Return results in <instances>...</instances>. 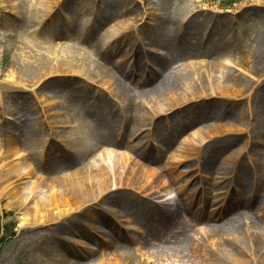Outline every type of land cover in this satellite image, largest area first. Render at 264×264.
Wrapping results in <instances>:
<instances>
[{"label":"rangeland","instance_id":"374dc122","mask_svg":"<svg viewBox=\"0 0 264 264\" xmlns=\"http://www.w3.org/2000/svg\"><path fill=\"white\" fill-rule=\"evenodd\" d=\"M64 1L68 6L64 7L65 11L70 9L73 1L83 5V10L77 11L73 19L76 23L63 10L60 12L56 8L45 19L50 16L53 20L58 18L57 22L62 25L70 20L72 38L78 35V23L82 18L92 23L85 34V41L82 38L75 41L77 49H93L92 57L97 58L93 73L95 80L58 65L46 74L43 83L32 85L27 80L18 81L20 74L15 64L14 80H11L7 71L11 69L13 55L20 50L15 37L20 28L14 23L15 14L11 5L15 3L20 12L25 8L18 0H10L6 7L0 5V23L5 21L10 24L8 30L0 24V151L6 150L7 145L15 141L23 152L22 160L31 165L30 178L19 179L14 184L34 179L45 182L47 186H55L50 184L53 179L62 173L81 170L87 164L93 173L97 168L105 169L101 178H104L107 188L96 199L66 194L77 199L81 206L68 220L65 218L68 227L59 229L61 234L78 237L91 244L99 240L100 247L92 249L94 258L102 252L106 261L117 260L108 240L113 236L110 235L111 228L118 227L121 233L131 238L130 244L134 247L127 250L122 246L119 252H130L140 264H153L145 258L148 252L160 254L159 261L154 264H161L165 251L172 252L170 249L160 251L155 248V242L178 244V250L186 253L187 243L180 242L183 239L180 231L187 232L193 241L200 233L195 242L211 251L214 247L219 248L227 259L224 264H264V186L253 185L254 178L257 180L261 176L253 166L259 160L256 150L260 148L264 152V137H259L264 123V46L260 54L256 53V45L264 43V0H193L201 16L236 17L230 36L243 51L235 52L236 58L230 62L191 60L176 67L170 74L158 72L152 46L136 44V38L143 37L138 23L147 5L146 0ZM108 1L122 11L121 15L110 14ZM29 3L25 0V6ZM151 5L157 7L153 3ZM115 17H122L126 32L118 37L111 51L107 44H100L99 38ZM15 18L21 22L19 14ZM67 41L65 37L52 38L49 45L57 43L60 46ZM190 41L181 38L179 45L169 53H177L172 57L178 59L179 55L190 56L183 52L188 45L191 49L201 50L199 43L194 39ZM206 44L213 48L217 40H209ZM128 48L137 53V61L127 59L125 53ZM58 49L57 55L61 54ZM157 49L162 59L166 49L161 46ZM28 50L19 53L28 55ZM99 57H105V60ZM50 58L53 60L55 57ZM115 59L122 61V70L131 66V69L126 68L131 72H115L112 66ZM208 66L213 72L222 66L224 73L214 77L216 87L201 92L195 81ZM193 70H199V75ZM112 73L123 82L121 90L113 82ZM185 77L189 80L187 87V82L181 83ZM174 79H180V84L170 85ZM46 83L48 88L43 86ZM48 89L63 95L65 102L60 110L53 111L47 107L51 99L48 96L40 98L42 92ZM187 108L205 109L207 112L198 114L206 115L205 119H217L216 127L209 129L214 134L209 137L211 141L199 142L198 136L191 135L197 126L189 121L192 112ZM66 112L88 119L92 140L101 146L105 143L104 147L111 149L113 155L122 156L125 165L113 170L114 173L107 163L105 166L101 164L97 154L92 159L88 154L83 157L84 154L81 156L75 152L65 141L67 132L73 128L70 122L64 121ZM119 135L123 137L121 142H111ZM39 143L45 158L41 167L43 172L37 169L36 163L27 154H35L28 150V146ZM125 151L130 153L129 157L121 155ZM236 168L241 171V180L235 179ZM176 182L182 186L181 192L177 191L170 197L169 188ZM6 183L0 182V191ZM98 184L99 180L93 174L81 185L89 189ZM189 192L192 194L185 196ZM8 201L6 196L0 201V234L7 235L9 226L13 224L14 233L2 244L0 264H49V248L54 240L51 230L55 224L26 230L23 208L27 200L21 208L9 205ZM242 203L248 205L245 207ZM212 206L215 209L211 211ZM88 211L93 212L97 222L104 224L95 225L86 215ZM130 219L140 225L136 235L122 226ZM85 222L91 230L87 238L81 236L83 229L80 225ZM68 228L76 232L66 231ZM105 231L110 235L108 240L100 236ZM137 236L141 237L139 242ZM58 246L70 249L62 243ZM36 249L45 254H36ZM84 259L82 257L79 261ZM118 261L122 264L121 260ZM210 262L212 259L207 261L208 264Z\"/></svg>","mask_w":264,"mask_h":264},{"label":"bare ground","instance_id":"6f19581e","mask_svg":"<svg viewBox=\"0 0 264 264\" xmlns=\"http://www.w3.org/2000/svg\"><path fill=\"white\" fill-rule=\"evenodd\" d=\"M9 1L10 0H1L0 5L6 7L9 5ZM18 1L21 5H24L25 9L23 12H20L15 3H13L11 7L15 14L14 23H16L15 25L19 26L20 28L15 35L16 42L18 43V47L20 46V50H18L16 54L13 55L11 69L7 71V74L10 75L8 77H11V80H14L12 76L13 66L15 64L20 74L18 81L23 79L27 80L32 85H38L40 82L43 83L47 73L52 72L57 68L58 65H61L71 71L81 72L90 80H95L96 78L93 77V73L95 72V63L97 61L95 60L96 57H92L93 49L88 50L86 47L77 49L75 41V39L80 38H82V41H85V34L92 23L89 24L87 19L82 18V20H80L78 23V35L76 34L74 38L71 37V28L69 26V21H75L73 20L75 18V14L77 11L83 10V5H81L79 2L77 3L73 1L69 6L70 9L65 11L64 7L68 6H66V1L63 2V0H55L54 2L52 0H29L30 3L28 5L26 4V6L25 0ZM146 1L147 5L143 8V15L139 18L141 21L138 23L139 26L141 25L143 37L140 36L138 39L136 38V44H146L152 46L154 55L156 54L155 65L158 66V72L160 71L162 73L164 72L170 74L175 70L176 67L183 65L184 63L188 64L191 60L195 59L205 62H208V59L219 60L222 63L230 62L232 59L236 58L235 52L243 51V48L238 47V45L231 39L230 36L232 22L235 21V16H230L226 19L221 17L212 18L210 16H201V12L194 6L193 0ZM151 2L154 5H157V7L151 5ZM107 4L109 10L111 11L110 14L115 12L121 15L122 11L116 9L114 4H112L110 1H108ZM55 8L60 12L63 10L66 16L70 19L67 23H64L65 25L60 24V22L58 23V18L53 20V17L50 16V18H48L50 21L45 19L48 17L52 9ZM131 9L134 10L136 8L131 7ZM18 14L20 16V23L15 18V16ZM120 18L122 17L113 18L111 20L112 23L104 30L101 38H99L100 44H107V48L111 51L114 50L118 37H122L126 32L124 30V28H126L125 22ZM0 24H2V26L7 30L9 29V23L4 21ZM64 37L67 38V43H61L60 46L57 43L49 45V42H51L52 38L57 39ZM183 37L188 41L194 39L195 42L199 43L201 46L200 51L198 48L191 49V46L189 45L187 46L188 49L183 51L193 57L192 59H190V56L187 57L186 55L183 57L179 55L178 59L173 58L172 56H175L177 53L175 51H173V53H176L174 55L169 53L173 48L179 45L180 39ZM213 39L217 40V44L212 48L206 43ZM262 42H264V40ZM159 46L166 49V53L165 50L164 53H162L164 56L162 59L160 55L161 53H159L160 51L157 49ZM256 46H258L256 53L260 54L264 43L258 44ZM57 48L60 49L59 52L61 54L59 55H57ZM24 49H29L27 52H30V54L24 55L19 53V51L25 52L22 51ZM131 50L132 48H128L126 50L125 56L127 55V59L135 62L137 61L138 55L136 52H132ZM50 57L55 58L51 60ZM99 58L105 60V57ZM257 58H259V56ZM112 66L115 68V72H131V70L126 71V68L131 69V66H125V70L121 69L124 66L121 60L115 59V61L112 62ZM221 67L222 66H220L218 69H215L213 72L212 68L208 66L204 72L202 71L200 73V75L198 74L200 72L199 70H193L194 74L199 75L195 82L197 84V88L200 89L201 92H205L209 87L213 89L217 86L214 85V77L223 75L224 72L223 68ZM117 77L118 76L115 73H112L111 78L113 82L118 85L119 89L121 90L123 88V82ZM125 77L128 76L125 75ZM171 82L172 83H170V85H177L180 84V79H174ZM185 82H187V87L189 84L188 77H185L184 81L181 83L184 84ZM47 84L48 83L44 84L43 86H47ZM48 87L49 86L45 88ZM51 88V90H53V87ZM51 90L48 89L43 91L40 98L44 99L48 96L51 99L50 102H47V107L53 111L60 110L65 102V99L61 93H57L56 91L52 92ZM130 96L133 97L132 94H130ZM187 110H190L193 114H190L191 118L189 121L196 123L195 126H197L191 135L193 137L198 136L199 142H203L206 139L211 141V138L209 137L214 134L210 133L209 129L216 127L218 123L217 119L214 117L205 119L206 115L198 114L200 112H207L205 109L196 110L195 108H187ZM122 117L124 118L125 115ZM123 118L121 119L123 120ZM64 121L70 122L73 126L72 130L67 132V134H69L67 137H65V141L72 146L75 152L81 154V156L84 154L83 157L87 156L86 154H88V156L90 155L89 158L92 159H94V154H97V157L101 159V164L104 165L107 163L106 165L111 167V171H115L118 167L125 165L122 156L113 155L111 149H108L107 146L104 147L105 143H103V146H101L92 140L93 135L90 130L91 124L88 119L75 116V114H72V112H66ZM259 134L260 138L264 137V123ZM122 138V135H119L115 141L112 140L111 142H121ZM41 145L42 144L39 143V145L35 144L28 146V150L35 154L29 152L27 154H29L28 158L31 161H34V164L36 163L37 169L43 172L41 167L44 165L45 158L43 157L42 150L39 149ZM262 151L263 150L260 148L256 150L259 160L256 164L252 163L255 167V171L259 172L261 175L257 180L254 178V186H264V152ZM123 154L125 157L130 156V153L127 151L121 152V155ZM8 155H12V158L8 159ZM22 155L23 152L18 149L15 141L9 143L6 150L0 151V182H7L0 191V201L3 200L4 196H6L9 199V205H12L16 208H21L24 202L27 200V205L25 208H23V216L26 224L24 229L26 230H32L35 227L43 224H55L51 230V238L54 240L53 245L49 248V264H120V261L118 260H121L122 264H140V262L133 259V256L130 254V252H126L125 254L123 252H119V247L124 246L127 250L134 247L133 244H130L131 238L121 233V229L118 227L111 228L112 233L110 235H113L111 240L107 239L110 236L107 234V231L100 235L109 241V245H111V247L114 249V252H116L118 258L114 261H106L105 255L102 252L94 258L92 249L96 248L97 246L100 247L99 240H96L94 244H91L88 241H81L78 237L76 238L68 234L59 233V229L68 227L66 219L69 218L71 214L73 215V212L78 210L81 206L79 201L70 195L73 194V196H75V194H77L78 197L81 195L91 199H96L97 196L102 194V192L107 188L104 178H101V176L104 177L103 174L105 169L97 168L93 173V170H91L87 164L81 170L62 173L60 177L53 179L50 184L55 186H47L45 182L34 179H28L26 183H22L20 181L21 184L20 182L14 184L15 182H18L19 179H23L31 175V165L27 163L25 164L24 160L21 158ZM1 167L4 168L2 169ZM93 174L96 180H99V184L95 188L92 186L93 188L91 187L89 189L82 186L81 184L83 180L85 179L86 181V178H91ZM240 174L241 171L239 170L238 172V168H236L235 179L239 178L241 180L242 175ZM181 188L182 186L176 182L174 185H172V187L169 188V196H173L177 191L181 192ZM3 192L4 194H2ZM67 193L70 195H66ZM191 194L192 193L189 192L185 196H190ZM241 205L246 207L248 204L242 203ZM214 209V206H212L211 211ZM86 215L93 220L95 225L104 224L101 221H96L93 212L88 211L86 212ZM86 225L90 226L87 222L80 225V227L83 229L81 236L85 238H87L89 233H91V230H89V227ZM122 226H125L130 231H132L131 233L133 235H136L135 232L140 229V225L131 219L127 224L122 223ZM68 229L69 230L66 231L76 232L73 231L74 229L72 228ZM180 234L183 237L180 242L187 243V250L184 254L178 250V244L163 245L162 243L164 242L154 243L156 246L155 248L160 249V251L169 249L172 251L171 253H168L169 251H165L166 253H163L164 255H162V258L165 262L162 261L161 264H175L174 262H178V264H208L207 261L210 259H212L213 263L210 262L209 264H214L215 262V264L227 263V259L222 255L219 248L214 247V251H211L205 248L203 245H199L198 242H195V240L198 238L197 234L200 233L195 235L196 239L194 241L189 237L187 232L180 231ZM140 239L141 237L137 236L138 242ZM58 243L67 245L70 249L60 248ZM36 250V254L38 255L45 254L38 249ZM159 255V253L148 252L145 258L147 260L149 259L154 264V262L159 261ZM82 257L86 258L83 260V262L79 261V259ZM188 257L191 258L189 259ZM213 258L215 261H213ZM168 261H171V263ZM189 261L191 262L188 263Z\"/></svg>","mask_w":264,"mask_h":264},{"label":"trees","instance_id":"16d2710c","mask_svg":"<svg viewBox=\"0 0 264 264\" xmlns=\"http://www.w3.org/2000/svg\"><path fill=\"white\" fill-rule=\"evenodd\" d=\"M13 228H14V224L11 225V226H9V228H8L9 231H8V233H6L7 235L2 236V235L0 234V249H1V247H2V244L5 243V242L7 241V239H8L7 237H10V236L13 235V233H14Z\"/></svg>","mask_w":264,"mask_h":264}]
</instances>
